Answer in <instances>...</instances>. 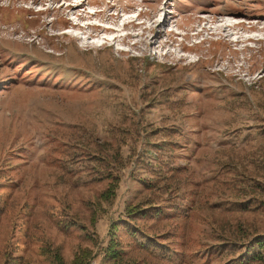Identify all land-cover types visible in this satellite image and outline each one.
Here are the masks:
<instances>
[{
    "label": "rangeland",
    "instance_id": "obj_1",
    "mask_svg": "<svg viewBox=\"0 0 264 264\" xmlns=\"http://www.w3.org/2000/svg\"><path fill=\"white\" fill-rule=\"evenodd\" d=\"M113 224L123 264H264V0H0V264Z\"/></svg>",
    "mask_w": 264,
    "mask_h": 264
},
{
    "label": "trees",
    "instance_id": "obj_2",
    "mask_svg": "<svg viewBox=\"0 0 264 264\" xmlns=\"http://www.w3.org/2000/svg\"><path fill=\"white\" fill-rule=\"evenodd\" d=\"M95 160L97 164H100L101 161H99V159H95ZM108 175H109V178L111 179H117V178H114V176H112L110 172L108 173ZM116 181H110L108 187L100 193V197L102 199L107 200L110 198L111 193L113 192V187L114 185H116ZM92 220H94V218H92ZM115 229H116V225L113 224L111 226V229L108 230L107 245L102 249V257L99 263L97 264H123V262L121 261L120 249L117 248L118 242L116 238ZM50 254H51L50 264H66L58 248L51 250ZM92 256H93V251L91 248L86 247V246L79 247L74 252L72 258L70 259L69 264H89ZM15 264H18V263H15Z\"/></svg>",
    "mask_w": 264,
    "mask_h": 264
},
{
    "label": "bare ground",
    "instance_id": "obj_3",
    "mask_svg": "<svg viewBox=\"0 0 264 264\" xmlns=\"http://www.w3.org/2000/svg\"><path fill=\"white\" fill-rule=\"evenodd\" d=\"M164 20H165V19H164ZM164 20H163V18H161V20H158V21H157V22H158L157 24H158V25L162 24V23L164 22ZM152 29H154V28H152ZM152 43H153V41L150 39L149 42H148V44L151 45Z\"/></svg>",
    "mask_w": 264,
    "mask_h": 264
}]
</instances>
